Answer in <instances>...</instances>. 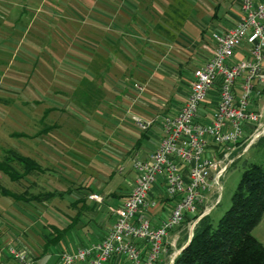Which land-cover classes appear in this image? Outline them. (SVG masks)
Returning a JSON list of instances; mask_svg holds the SVG:
<instances>
[{"label": "rangeland", "instance_id": "rangeland-1", "mask_svg": "<svg viewBox=\"0 0 264 264\" xmlns=\"http://www.w3.org/2000/svg\"><path fill=\"white\" fill-rule=\"evenodd\" d=\"M75 1L0 0V160L11 148L45 169L18 180L0 170V185L17 193H62L43 203L0 193L1 248L18 243L31 256L41 253L50 225L65 227L80 209L81 202L74 205V200L83 197L92 205L88 195L97 190L106 209L112 192L123 196L134 173H124L128 165L120 167L153 148L152 142L147 147L145 142L136 145L148 132L137 126L132 114L161 126L163 116L180 106L193 71L211 53L203 45L158 49L150 41L139 42L144 40L141 35L119 28L112 34L106 17L94 28L80 9L90 3ZM137 82L142 90L136 89ZM210 109L206 103L200 114L207 115ZM241 141L230 157L241 155L219 179H210L195 217L204 211L214 219L220 217L243 169L249 163H264V134L244 152ZM12 166L21 172L16 162ZM96 209L83 214V220L90 217L86 225L73 229L76 234L80 230L79 245L109 228L111 210ZM183 224L190 234L189 225ZM251 233L264 244V213ZM166 249L165 262L174 247ZM122 262L129 264L126 259Z\"/></svg>", "mask_w": 264, "mask_h": 264}, {"label": "built area", "instance_id": "built-area-1", "mask_svg": "<svg viewBox=\"0 0 264 264\" xmlns=\"http://www.w3.org/2000/svg\"><path fill=\"white\" fill-rule=\"evenodd\" d=\"M211 36L214 43L210 56L193 71L183 104L161 120V139L147 157H132L133 185L112 208L114 221L107 232L75 250H62L60 264H108L116 256L124 257L129 264H158L166 250L168 232L183 223L191 227L195 224L210 179H219L235 159L230 157L234 145L242 140L244 152L264 134L262 111L250 107L260 95L254 81L264 82V0H240L237 21L224 31H213ZM242 44L247 45L248 57L233 61ZM134 85L143 89L138 82ZM216 85L210 113L200 114ZM132 117L141 129L152 122L136 114ZM210 144L219 147L220 154L210 149ZM160 184L172 205L154 224L143 211L157 204L150 193ZM88 198L102 200L96 192ZM4 250L12 264H32L33 256L22 245L9 243Z\"/></svg>", "mask_w": 264, "mask_h": 264}, {"label": "crops", "instance_id": "crops-1", "mask_svg": "<svg viewBox=\"0 0 264 264\" xmlns=\"http://www.w3.org/2000/svg\"><path fill=\"white\" fill-rule=\"evenodd\" d=\"M75 2H81L82 5L84 2L90 3V5L87 6V9L83 7H80V9L85 11L84 16L90 19V24L94 26V28L98 26L99 21H103V18L106 17L107 29L110 31L112 30V34L115 32L113 31L115 28L124 29L130 34L137 33L144 39L143 41L139 42L150 41L154 43L155 47L158 49H172L174 47L177 49H189L193 48L195 45H199L201 48L203 45L208 50H211L214 42L211 38L212 33L210 36H208L210 29H214V31H224L231 27L235 21H237L240 15V0H76ZM76 7L78 8L77 5ZM117 21L120 25L116 24ZM93 30L94 29H91V32ZM203 35L205 37H202ZM202 41L204 43H202ZM208 42L211 44L207 45ZM248 54L247 45L242 44L236 49L232 60L236 61L248 57ZM191 78L192 75L190 79ZM254 88L260 91V95L254 98L252 106L250 107L254 110H261L262 113H264V82L254 81ZM217 89L218 87L216 85L211 90L209 95L211 96L216 94ZM238 92L239 89H237V94ZM187 93L188 91H186L180 106L183 104ZM209 99L210 98H208L206 103H209L212 108L215 101ZM122 107L125 108L124 104ZM151 120L152 122L150 126L153 123V119ZM149 127L145 129L140 128L141 130H146L148 132L145 140H141V146L144 144V142L146 143L144 145L145 147H147L151 142L154 146L159 142L163 135L162 122L161 126L160 124H156L154 126L152 125L150 128ZM240 145L241 144H238L237 146ZM237 146L234 145V150L237 148ZM251 146L252 144L248 148ZM209 147L210 149L215 150L216 153L220 154L219 147L211 144ZM149 153L150 152H148L142 158L147 157ZM240 155L241 153H236L234 157H238ZM127 165L129 167L126 168V172L124 173H134L131 161H127L122 167H120V170L124 169L123 167ZM130 183L131 186H126L128 190H126L123 196L118 194V192V196H109V200L105 201V205L107 206L106 209L100 204L103 203L104 196L101 195V201L90 200L92 203L98 204L95 205L96 208H103V210L105 209L106 211L111 210L116 204L120 203L125 195L130 191L133 182ZM94 192L97 193V190H94ZM150 196L156 199L157 204L150 209L144 210L143 214L150 217L154 224H157L165 215L168 214L172 202L165 195L161 184L154 186ZM96 208L95 210H97ZM112 221L113 216L109 220L110 225ZM171 230L166 236L165 242L167 246L170 245L172 248L174 247V250L168 254L169 259L167 262H165L164 253L167 251L166 249L165 252L162 253L158 264H170L174 254L178 249H180L175 247V245H179V243H181L183 246L189 238L187 231H184V224L177 226L176 230L172 233H170ZM79 231L80 230L77 231L78 234H76V231H71L68 233L69 239L66 240V235L55 244H44V241L42 243L41 253H37L36 256H33L32 264H60L59 254L62 250H75L79 246L78 243H82L80 237L78 236L81 235ZM1 232L2 231L0 230V264H12L13 261L8 256V253H6L3 248H1L3 246L1 244ZM106 232L107 231L105 229V233ZM105 233L102 236H104ZM98 238L100 237L94 239ZM94 239H89V241L84 244H88ZM25 248L27 247L25 246ZM123 259L125 258L116 256L111 259L108 264H125L122 262Z\"/></svg>", "mask_w": 264, "mask_h": 264}, {"label": "trees", "instance_id": "trees-1", "mask_svg": "<svg viewBox=\"0 0 264 264\" xmlns=\"http://www.w3.org/2000/svg\"><path fill=\"white\" fill-rule=\"evenodd\" d=\"M12 135H18V133L14 132ZM146 137V133H143L142 137L136 141V145L139 146L141 140ZM13 162L20 165L21 172L12 166ZM0 170L10 179L18 180L26 174L45 169L32 157L8 148L0 160ZM0 193L4 196H11L15 200H34L38 203L62 194L58 191L17 193L2 185H0ZM110 195L118 196L116 192ZM78 202H81L80 209L70 218V222L65 227L50 225V230L44 234V244H55L74 231L73 229H80L87 224L90 217L83 220L82 216L86 211L92 210L93 212L95 203L88 205L83 197H79L73 201V204L76 205ZM263 213L264 163H249L241 173L229 207L217 219L212 217L211 212L201 216L193 228L189 242L175 255L171 264H264V244L251 233L261 220ZM111 214L114 221L112 209ZM180 247H182L181 244Z\"/></svg>", "mask_w": 264, "mask_h": 264}, {"label": "bare ground", "instance_id": "bare-ground-1", "mask_svg": "<svg viewBox=\"0 0 264 264\" xmlns=\"http://www.w3.org/2000/svg\"><path fill=\"white\" fill-rule=\"evenodd\" d=\"M206 213V211H204V212H202L201 214H199V215H197L196 217H195V219H196V222H195V224L197 223V221H198V219L201 217V216H203L204 214ZM194 224V225H195ZM194 225L191 227V226H188L189 227V232H190V234H191V232H192V228L194 227ZM169 233V232H168ZM189 234V235H190ZM168 235V234H167ZM175 256H173V258H174ZM173 260V259H172Z\"/></svg>", "mask_w": 264, "mask_h": 264}, {"label": "water", "instance_id": "water-1", "mask_svg": "<svg viewBox=\"0 0 264 264\" xmlns=\"http://www.w3.org/2000/svg\"><path fill=\"white\" fill-rule=\"evenodd\" d=\"M191 236H192V232H191V234L189 235V238H188V240H187V242L182 246V247H180V249L175 253V255L189 242V240H190V238H191ZM174 255V256H175ZM172 262V261H171ZM171 264V263H170Z\"/></svg>", "mask_w": 264, "mask_h": 264}]
</instances>
